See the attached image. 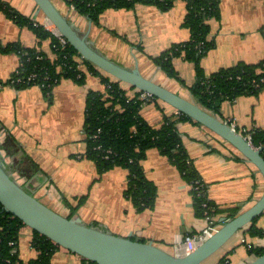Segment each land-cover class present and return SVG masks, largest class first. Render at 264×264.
Instances as JSON below:
<instances>
[{
  "label": "crops",
  "instance_id": "1",
  "mask_svg": "<svg viewBox=\"0 0 264 264\" xmlns=\"http://www.w3.org/2000/svg\"><path fill=\"white\" fill-rule=\"evenodd\" d=\"M2 1L52 33L55 31L52 25L53 30L48 27L43 13L37 11L34 0ZM52 2L108 58L128 68L138 67L147 78L185 98H194L189 90L195 81L193 62L180 57L173 59L182 80L179 81L169 77L150 58L189 38V30L182 25L186 0H174L166 10L149 3H137L131 9L109 8L101 13L99 24L79 14L65 0ZM218 2L219 17L209 21L208 38L214 41V46L200 60L206 75L239 61L252 63L264 57V0ZM0 42H19L55 57L51 38L39 40L28 26L14 23L1 10ZM18 65L16 53L0 51V80H7ZM90 90L104 92L100 76L87 73L83 84L62 78L52 87L50 99L36 85L23 88L3 85L0 87V141L7 136L12 138L19 152L36 163L45 177L38 179L45 198L50 206L62 210L63 215L72 213L71 217H79L86 224L100 223L105 231L124 237L132 235L133 239L153 241L168 248L182 235L201 231L207 221L196 215L191 185L156 148L149 149L141 161L145 176L156 186L154 206L142 211H137L124 196L125 168L114 166L100 173L95 161L85 155V101ZM176 112L164 102L147 103L140 110L150 123L159 122L164 114ZM216 115L235 123V128L241 132L264 128V88L255 95L223 101ZM177 128L209 201L223 209L231 208V212L233 209L237 214L259 199L263 179L254 165L195 121H179ZM82 196H85L84 201L77 205ZM222 217L229 218V211L215 215L218 226ZM255 225L264 231V214L256 219ZM250 226L251 223L237 231L201 264L250 262L255 255L248 247L264 248V236L251 235ZM31 239L32 229L22 226L17 252L24 261L38 254ZM81 262L78 254L59 247L51 256L50 264Z\"/></svg>",
  "mask_w": 264,
  "mask_h": 264
},
{
  "label": "trees",
  "instance_id": "2",
  "mask_svg": "<svg viewBox=\"0 0 264 264\" xmlns=\"http://www.w3.org/2000/svg\"><path fill=\"white\" fill-rule=\"evenodd\" d=\"M65 2L79 14L99 24L101 13L109 8L131 9L137 3H149L166 10L172 6L174 0H65ZM186 7L182 25L189 30V38L172 44L155 56H150L152 61L169 77L179 81L182 80L173 66V59L180 57L193 62L195 81L189 86V90L199 104L214 114L219 113L223 101L234 100L243 95H255L264 88V57L257 62L239 61L208 75L204 73L200 60L214 46V41L208 38L209 21L219 17V2L186 0ZM0 10L14 23L28 26L39 40L51 38L52 51L55 55L52 58L40 49L26 47L19 42H0L1 52H14L19 57L18 67L7 80H0V87L6 84L16 88L36 85L40 87L45 97L50 99L52 87L62 78L83 84L87 73L100 76L105 85L104 92L90 90L85 101L84 131L87 144L85 155L95 161L100 173L114 166H121L127 170L123 193L137 211L154 206L156 186L145 176L141 161L149 149L156 148L191 185L197 216L204 217L205 211L214 217L222 211H229V218L236 215L233 209L231 212V208H220L207 199L204 184L189 162L177 123L183 120L193 121L190 117L177 112L164 114L157 123L148 122L141 115V108L147 103L157 104L162 101L153 96L149 100L139 98L141 91L105 75L92 63L83 59L68 42L62 44L58 37L42 24L20 14L2 0ZM242 133L250 136L251 144L260 149L264 158V128ZM0 152L3 165L17 181L22 180L21 184L37 172L36 163L26 154L19 152L12 138L7 136L0 141ZM197 181L202 185L201 195L197 194L198 189H194ZM84 199L85 196L80 197L77 205ZM203 202L207 203L208 208L202 206ZM76 207L72 208V212ZM71 216L72 213L68 217ZM257 218L252 221L248 232L253 236H264V231L255 225ZM22 226L24 223L12 213L3 210L0 203V264H50L51 256L59 246L35 230H32L31 244L37 250V256L27 261L18 256L17 245ZM249 252L258 256L264 252V248L250 247ZM81 264L96 263L82 259Z\"/></svg>",
  "mask_w": 264,
  "mask_h": 264
},
{
  "label": "water",
  "instance_id": "3",
  "mask_svg": "<svg viewBox=\"0 0 264 264\" xmlns=\"http://www.w3.org/2000/svg\"><path fill=\"white\" fill-rule=\"evenodd\" d=\"M55 30L74 47L80 56L100 71L121 83L145 92L177 112L203 125L228 143L258 170L263 179L259 199L232 218L222 217L218 228L193 251L174 253L168 247L133 239L132 235L119 236L98 226L85 224L79 217H68L44 204L35 195L41 170H37L24 184L17 181L3 165L0 152V203L2 209L18 217L24 225L46 236L59 247L78 254L96 264H201L219 250L237 231L264 214V158L245 135L212 113L194 98H185L167 87L144 76L138 67L123 66L96 49L75 26L57 9L52 0H34ZM47 179V178H46ZM247 264H264V252Z\"/></svg>",
  "mask_w": 264,
  "mask_h": 264
},
{
  "label": "built area",
  "instance_id": "4",
  "mask_svg": "<svg viewBox=\"0 0 264 264\" xmlns=\"http://www.w3.org/2000/svg\"><path fill=\"white\" fill-rule=\"evenodd\" d=\"M53 33L55 36L58 37L59 41L62 44L67 42L66 39L64 37H62V35L59 34L56 30ZM133 92H131V95L133 94ZM139 98L144 99V100H149L151 98V95H149L145 92H141L139 94ZM229 124L233 128H235V126H236L235 123H233L231 121H229ZM245 137L247 140L250 141L249 135H245ZM201 188H202V185L197 181L195 183L194 189L195 190L198 189V193H197L198 195H201ZM202 206L208 208V205L206 202H203ZM204 214H205L204 218L207 221V225L199 232L187 233V234L182 235L180 237V239L175 241L170 246V248H169L170 250H172L174 253H178V254H187V253L193 251L205 239H207L208 237L211 236V234L218 228V225L215 221L214 216L208 215L206 213V211L204 212ZM248 248H250V246Z\"/></svg>",
  "mask_w": 264,
  "mask_h": 264
},
{
  "label": "rangeland",
  "instance_id": "5",
  "mask_svg": "<svg viewBox=\"0 0 264 264\" xmlns=\"http://www.w3.org/2000/svg\"><path fill=\"white\" fill-rule=\"evenodd\" d=\"M53 26V25H52ZM52 26H48V27H51V29L53 30V27ZM169 86H170V84H168ZM135 91V90H134ZM130 94H131V92H129ZM19 182H21L22 183V180H19ZM40 188V189H39ZM45 192L43 191V189L41 188V186H39L36 190H35V195L37 196V198H39L44 204H46L47 206H49L50 208H52V209H54L55 211H57V212H59V213H62V210H60V209H58L57 207H54V206H50L49 204H50V201L47 199V198H45V194H44ZM67 209V208H66ZM69 210H71L70 208H69ZM86 224V223H85ZM88 225H90V224H88ZM92 226V225H91ZM93 226H98V227H100L101 225H100V223H94L93 224ZM163 247H165L166 245H162ZM168 247V246H167ZM166 247V248H167Z\"/></svg>",
  "mask_w": 264,
  "mask_h": 264
},
{
  "label": "bare ground",
  "instance_id": "6",
  "mask_svg": "<svg viewBox=\"0 0 264 264\" xmlns=\"http://www.w3.org/2000/svg\"><path fill=\"white\" fill-rule=\"evenodd\" d=\"M48 24H49V25H52L49 21H48ZM54 29H55V28H54Z\"/></svg>",
  "mask_w": 264,
  "mask_h": 264
}]
</instances>
